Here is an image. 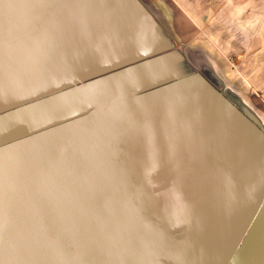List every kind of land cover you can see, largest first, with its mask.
Segmentation results:
<instances>
[{
	"label": "water",
	"instance_id": "obj_1",
	"mask_svg": "<svg viewBox=\"0 0 264 264\" xmlns=\"http://www.w3.org/2000/svg\"><path fill=\"white\" fill-rule=\"evenodd\" d=\"M83 8L105 29V15L134 30L146 12L139 0H0V43L37 34L49 52L43 39L76 32ZM49 54L0 67V264H252V239L264 238V133L229 140L225 165L174 164L145 110L140 133L106 116L127 105L98 95L117 69L62 70ZM154 173L169 224L154 221ZM172 221L188 229L178 243Z\"/></svg>",
	"mask_w": 264,
	"mask_h": 264
},
{
	"label": "crops",
	"instance_id": "obj_2",
	"mask_svg": "<svg viewBox=\"0 0 264 264\" xmlns=\"http://www.w3.org/2000/svg\"><path fill=\"white\" fill-rule=\"evenodd\" d=\"M142 6L146 12L136 17L134 30L126 24L123 14L105 15L111 19L105 29L100 15L85 13L83 8L74 17L80 25L76 32L47 36L43 39L45 46L56 56L62 70H81L89 75L91 71L117 69L98 86L102 97L127 99V105L106 115L114 128H119V121L125 117L122 127H127L128 133H140L145 119L138 113L145 110L156 148L167 152L166 159H172L174 164L184 160L189 164L200 161L210 167L225 165L232 145L229 140L247 132L255 134V130L264 133L260 112L249 107L243 95L246 88L253 99L255 95L264 102L261 83L252 78L246 83L240 77L229 78L221 57L216 59L219 65L206 51L186 55L176 47L160 17ZM235 6L238 19L251 22L246 33L251 37L253 53L256 47L257 53H264V0H235ZM90 22L96 29L86 25ZM237 33L242 41L244 28ZM29 40L26 45L1 41L0 67L21 57L22 62L51 60L39 35ZM257 55L259 60L253 58L251 69L258 71L262 68L260 59L264 58ZM121 111H131L137 117L131 115L129 119ZM252 264H264V238L252 239Z\"/></svg>",
	"mask_w": 264,
	"mask_h": 264
},
{
	"label": "rangeland",
	"instance_id": "obj_3",
	"mask_svg": "<svg viewBox=\"0 0 264 264\" xmlns=\"http://www.w3.org/2000/svg\"><path fill=\"white\" fill-rule=\"evenodd\" d=\"M147 9L160 17L161 21L171 31L175 40L176 47L185 52L195 53L206 51L207 54L219 64L218 57L223 60L227 73L230 77H240L241 79L251 81V78L261 83L260 96L264 95V59H260V70H252L251 61H258L260 57L264 58V53H257V47L254 49L251 45V37L246 33L251 29V22L238 19L235 0H139ZM240 14V12H239ZM238 19V21H237ZM244 28V38L241 41V35L238 36L237 30ZM250 31V30H249ZM242 42L243 47L240 46ZM244 62V63H243ZM245 62H248L246 64ZM220 65V64H219ZM246 85V84H245ZM248 87V86H247ZM250 90V88L248 87ZM245 88L244 101L254 110H258L264 123V102L259 101L255 95L250 94ZM154 173L153 175H155ZM159 174V172H158ZM157 174V175H158ZM155 176H147V186L150 185L157 201L155 204L156 214L154 221L169 222L164 220L165 203L158 189L162 188L164 181L157 180ZM155 178V179H154ZM163 182V183H162ZM230 188V182L228 183ZM250 188V186H249ZM162 191V190H161ZM156 192V193H155ZM156 195V196H155ZM158 195V196H157ZM166 226V225H162ZM180 222H174L169 225L171 236L175 242H179L186 235L188 229L184 228ZM168 237H170L168 235Z\"/></svg>",
	"mask_w": 264,
	"mask_h": 264
}]
</instances>
